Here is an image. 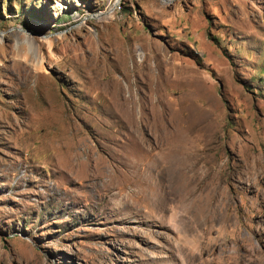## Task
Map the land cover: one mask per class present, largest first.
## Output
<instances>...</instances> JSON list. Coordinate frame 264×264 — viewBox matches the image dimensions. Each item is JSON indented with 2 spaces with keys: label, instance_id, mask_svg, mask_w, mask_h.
<instances>
[{
  "label": "rangeland",
  "instance_id": "obj_1",
  "mask_svg": "<svg viewBox=\"0 0 264 264\" xmlns=\"http://www.w3.org/2000/svg\"><path fill=\"white\" fill-rule=\"evenodd\" d=\"M116 1L0 0V264H264V0Z\"/></svg>",
  "mask_w": 264,
  "mask_h": 264
},
{
  "label": "bare ground",
  "instance_id": "obj_2",
  "mask_svg": "<svg viewBox=\"0 0 264 264\" xmlns=\"http://www.w3.org/2000/svg\"><path fill=\"white\" fill-rule=\"evenodd\" d=\"M118 2V0L116 1ZM178 195V194H177ZM175 195V199H173V202H175L178 206V208L183 212L185 213V216L184 218L186 219V222L189 224V225H192L190 226V230L189 231H192L195 232L197 226L196 224L199 223L201 224L202 221H200V215L203 212V210H201V207H202V202H201V198H198L196 195H192L191 193L190 194H181L179 196ZM148 198V196H147ZM150 204L152 206H155L157 207L158 206V202H159V198L157 197V195L155 194H151L148 198ZM150 206V205H149ZM230 200H227L225 198H223V204H222V207L223 208H227L229 209L230 208ZM223 208L220 209V211H223ZM208 214V215H207ZM206 217L204 218V224H208L209 225V221H211V217L213 218V220L215 221L217 218L218 219H222L223 222H225V217H222V215L218 213L216 214H213V213H209L208 211H206L205 213ZM203 216V214H202ZM201 216V217H202ZM219 222V220H218ZM211 224V223H210ZM222 224V223H221ZM224 224V223H223ZM211 226V225H210ZM205 227V226H204ZM207 227V226H206ZM231 227V226H230ZM210 228V227H209ZM226 228V227H225ZM224 228V229H225ZM228 228V227H227ZM208 229V227L206 228ZM231 231V230H230ZM238 230H236L235 228L232 227V231L230 232V234H236ZM237 235V234H236ZM198 238L199 235H197ZM230 237V236H229ZM233 238V237H232ZM224 239V238H223ZM231 241L235 242L234 240L235 239H230ZM243 243H245V248H248L249 251H251L254 255H256L258 253L257 249L252 247V245L250 244V241L249 240H243ZM222 245V244H221ZM215 247V245H214ZM192 248H188L185 244L181 245L180 248H179V253L182 255H184L186 258H202L201 256L199 255H191V250ZM178 251V250H177ZM206 251H209L208 249ZM258 255V254H257ZM231 259L230 256H228V258H226V261H229ZM215 260V259H214ZM257 261L258 263H262L261 261V258H257ZM264 262V261H263ZM208 263V262H207ZM228 263V262H227Z\"/></svg>",
  "mask_w": 264,
  "mask_h": 264
}]
</instances>
